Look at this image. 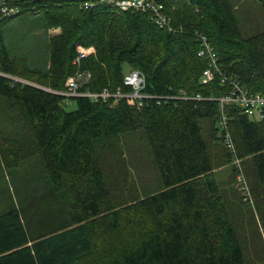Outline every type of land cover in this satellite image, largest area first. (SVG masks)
I'll return each mask as SVG.
<instances>
[{
  "label": "trees",
  "instance_id": "1",
  "mask_svg": "<svg viewBox=\"0 0 264 264\" xmlns=\"http://www.w3.org/2000/svg\"><path fill=\"white\" fill-rule=\"evenodd\" d=\"M4 1L14 11L0 17L1 108H19L21 133L29 135L47 188L35 186L31 198L15 192L17 201L0 209V264H245L204 123L212 125L210 139L225 146L248 197L256 191L250 194L243 168L251 166L264 204V115L253 119L231 102L221 110L217 100L227 95L228 79L264 94V31L244 37L231 0H153L162 4L163 26L144 11L99 0ZM86 1L93 4L84 7ZM38 12L45 30L60 29L48 35L44 67L13 56L4 39L14 17ZM200 36L213 46L224 82L218 74L202 82ZM79 47L92 51L80 56ZM132 69L143 77L138 98L123 81ZM80 74L76 94H61ZM65 98L75 109H65ZM138 128L158 180L145 194L121 199L101 146Z\"/></svg>",
  "mask_w": 264,
  "mask_h": 264
},
{
  "label": "rangeland",
  "instance_id": "2",
  "mask_svg": "<svg viewBox=\"0 0 264 264\" xmlns=\"http://www.w3.org/2000/svg\"><path fill=\"white\" fill-rule=\"evenodd\" d=\"M231 2L244 37L264 31L262 0ZM48 38L40 12L22 13L14 17L4 29V39L10 53L13 56H24L30 66H45L48 60ZM81 51L86 54L92 50ZM124 69H128L126 64ZM3 105L5 101L0 99V209L5 208L12 200L14 203L17 201L15 192L31 198L36 193L35 186L38 191L47 188L44 186L46 176L40 159L30 150L32 144L27 142L29 135L23 136L21 133L24 125L20 121L19 108L13 106L6 111L4 107L1 108ZM64 107L67 110L75 109V102L65 98ZM211 127V123H204V135L210 147L220 193L241 245L245 264H264V204L256 190L253 169L250 166L245 170L242 166L250 194L252 190L256 191L248 197L236 184V181H240V185L244 182L235 179L234 165L228 159L225 146L218 140L210 139ZM99 156L106 169L116 174L115 181L118 184L112 182V187L117 188L121 199L123 194L130 192L145 194L158 180V172L153 165L145 135L139 128L132 133L105 139Z\"/></svg>",
  "mask_w": 264,
  "mask_h": 264
},
{
  "label": "built area",
  "instance_id": "3",
  "mask_svg": "<svg viewBox=\"0 0 264 264\" xmlns=\"http://www.w3.org/2000/svg\"><path fill=\"white\" fill-rule=\"evenodd\" d=\"M110 2L114 4L119 10H141L146 12L149 15V18L157 23L159 26H163L167 23L166 15L163 13L162 4L153 0H99ZM93 3L83 2L84 7L91 6ZM14 11L13 8H9L4 0H0V17L7 16ZM201 38V46L198 51V55L206 58L207 66L202 72V82H207L212 80L214 74L220 75L221 81L224 82L227 80V76L225 72L222 70L221 65L218 63V59L216 56V52L210 42L207 40L205 36H200ZM82 49H91L92 48H82L79 47L78 51L81 55H84L81 50ZM88 76V74H85ZM82 77L83 75H76L73 77H69L66 81V90L62 91L61 94L64 95H72L76 94L75 89L77 87V78ZM123 81L125 84L129 85L133 89V93L129 94L130 98H138L140 96L139 91L143 86V77L140 71L136 69H132L124 75ZM229 81V91L227 95L218 97L220 109H223V106L226 103H232L242 108L243 112L246 113L249 117L253 119H261L263 117L264 110V94L257 92L251 93L243 84H241L237 80ZM183 94H185L183 92ZM81 95V94H79ZM119 95V92H116L113 96ZM86 96L91 97L93 99L97 98V94L94 93H86ZM102 98L107 97V92H103L99 94ZM198 97V96H197ZM220 126L222 130H226V117L224 114L220 116ZM224 142L226 146L233 151V144L231 140V136L228 131H224ZM238 163L237 158L234 160ZM238 180L243 179L242 176H237ZM244 180V179H243ZM242 181V180H241ZM244 182V181H243ZM242 183V182H241Z\"/></svg>",
  "mask_w": 264,
  "mask_h": 264
},
{
  "label": "crops",
  "instance_id": "4",
  "mask_svg": "<svg viewBox=\"0 0 264 264\" xmlns=\"http://www.w3.org/2000/svg\"><path fill=\"white\" fill-rule=\"evenodd\" d=\"M47 35H53V34H58L60 32V29L58 28H50L46 30Z\"/></svg>",
  "mask_w": 264,
  "mask_h": 264
}]
</instances>
